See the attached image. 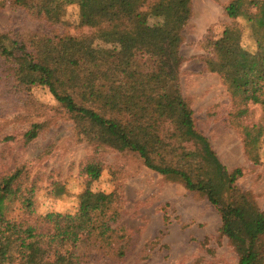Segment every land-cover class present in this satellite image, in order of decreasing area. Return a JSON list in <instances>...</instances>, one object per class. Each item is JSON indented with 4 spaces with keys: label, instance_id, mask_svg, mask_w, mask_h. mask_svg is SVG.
<instances>
[{
    "label": "trees",
    "instance_id": "16d2710c",
    "mask_svg": "<svg viewBox=\"0 0 264 264\" xmlns=\"http://www.w3.org/2000/svg\"><path fill=\"white\" fill-rule=\"evenodd\" d=\"M9 1L51 24L62 23L66 7L75 5L79 25L88 30L82 36H42L28 45L0 32V57L12 66L17 86L47 88L79 134L101 126L119 142V150L137 154L149 170L203 195L217 208L220 234L233 247L238 264H264V212L235 185L242 169L228 170L195 129L193 111L181 95L179 50L192 0ZM223 13L229 22L218 37L206 39L211 56L202 59L205 71L220 76L230 96L245 106L241 100L255 92L260 97L264 83V0H229ZM238 20L247 25L251 49L241 43ZM145 61L149 70L140 68ZM244 112L242 108L237 115ZM164 124L172 128L167 141L180 140L192 148H180L181 154L166 160L161 151L168 145L164 148L158 134ZM40 128L32 124L24 133L27 141ZM262 129L256 124L241 132L245 155L254 164L259 162ZM170 147L176 152L179 146ZM83 171L92 182L101 167L89 163ZM22 172L0 180V264H78L75 249L80 242L93 233L98 232L102 241L118 232L107 220L95 224L110 211L112 195L90 189L79 197V212L88 223L85 234L74 215L40 216L45 228L38 220L30 224L7 218L9 201L16 194L25 209L32 207L31 192L18 185ZM126 252L116 250L120 258Z\"/></svg>",
    "mask_w": 264,
    "mask_h": 264
},
{
    "label": "rangeland",
    "instance_id": "374dc122",
    "mask_svg": "<svg viewBox=\"0 0 264 264\" xmlns=\"http://www.w3.org/2000/svg\"><path fill=\"white\" fill-rule=\"evenodd\" d=\"M228 1L192 0L179 50V87L193 111L195 129L208 139L228 170L242 169L235 185L264 212V83L260 97L255 92L241 100L242 106L240 99L230 96L220 76L205 71L202 59L211 56L206 39L218 37L229 22L223 13ZM238 23L243 28L241 43L251 49L247 25L243 20ZM0 32L28 45L42 36H82L88 30L79 25L75 5L66 7L62 23L51 24L10 5L9 0H0ZM5 61L0 57V180L22 169L18 185L32 196V207L25 209L16 194L9 201L7 218L30 224L38 220L37 225L45 228L40 216L74 215L85 234L88 223L79 212V197L90 189L112 195L110 211L95 224L107 220L118 232L108 233L102 241L98 232L93 233L80 242L75 249L78 264H238L233 247L220 234L217 208L203 195L149 170L137 154L119 150V142L101 126L88 129L85 136L79 134L47 88L17 86L12 66ZM148 66L145 61L140 68ZM242 108L245 112L239 117ZM32 124L41 128L27 141L24 133ZM256 124L263 127V138L259 162L254 164L245 155L241 132ZM171 129L168 124L158 129L164 148L168 145L161 151L166 160L181 154L180 148H192L180 140L167 141ZM169 144L179 146L177 151ZM89 163L101 167L100 176L92 182L83 171ZM121 248L127 252L120 258L116 250Z\"/></svg>",
    "mask_w": 264,
    "mask_h": 264
}]
</instances>
